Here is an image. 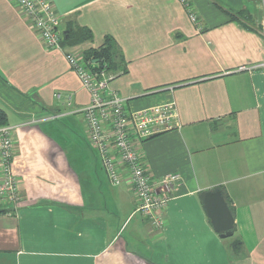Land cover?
Wrapping results in <instances>:
<instances>
[{
	"label": "crops",
	"instance_id": "1",
	"mask_svg": "<svg viewBox=\"0 0 264 264\" xmlns=\"http://www.w3.org/2000/svg\"><path fill=\"white\" fill-rule=\"evenodd\" d=\"M190 1L197 22L179 0H51L66 49L111 45L110 86L127 109L175 102L178 127L140 146L154 177H180L153 229L88 145L90 96L63 54L0 0V107L20 180V200L0 201V264H264V71L236 70L264 61V0ZM213 189L232 208L230 237L200 201Z\"/></svg>",
	"mask_w": 264,
	"mask_h": 264
},
{
	"label": "built area",
	"instance_id": "2",
	"mask_svg": "<svg viewBox=\"0 0 264 264\" xmlns=\"http://www.w3.org/2000/svg\"><path fill=\"white\" fill-rule=\"evenodd\" d=\"M29 20L31 29L47 49L60 51L81 86L90 96L81 109L86 123L87 143L96 154L101 168L112 185L125 182L136 198L135 211L148 218L151 228L160 229L164 210L175 194L179 173L172 171L154 177L145 167L140 146L146 139L178 127L177 109L173 100L150 107L129 110L126 99L110 86L112 75L76 52L66 49L60 29L61 16L51 0H11ZM193 22H197L190 0H179ZM259 23L264 39V1ZM264 71V61L240 65L236 70ZM14 126H0V201L15 205L20 200L19 178L12 171Z\"/></svg>",
	"mask_w": 264,
	"mask_h": 264
},
{
	"label": "water",
	"instance_id": "3",
	"mask_svg": "<svg viewBox=\"0 0 264 264\" xmlns=\"http://www.w3.org/2000/svg\"><path fill=\"white\" fill-rule=\"evenodd\" d=\"M63 34L65 39L68 38L66 32ZM80 34L81 29L74 31V36L69 39L68 43L78 40ZM94 62L97 63V60ZM199 198L214 230L222 238L230 237L233 233L234 218L223 192L220 189L201 191Z\"/></svg>",
	"mask_w": 264,
	"mask_h": 264
},
{
	"label": "trees",
	"instance_id": "4",
	"mask_svg": "<svg viewBox=\"0 0 264 264\" xmlns=\"http://www.w3.org/2000/svg\"><path fill=\"white\" fill-rule=\"evenodd\" d=\"M86 37H89V33L85 34ZM107 41V40H106ZM111 45L109 43L106 46H99L96 48H90L86 50L83 54L84 59L94 61L97 60L99 66H104L108 71H111ZM7 124V117L5 111L0 107V126ZM232 209V208H231ZM239 244V240L234 239L232 242V248H236Z\"/></svg>",
	"mask_w": 264,
	"mask_h": 264
}]
</instances>
